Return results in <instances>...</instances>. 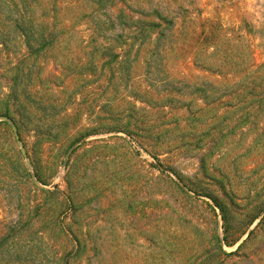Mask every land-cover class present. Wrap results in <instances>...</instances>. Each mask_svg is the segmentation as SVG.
I'll list each match as a JSON object with an SVG mask.
<instances>
[{
    "label": "rangeland",
    "instance_id": "rangeland-1",
    "mask_svg": "<svg viewBox=\"0 0 264 264\" xmlns=\"http://www.w3.org/2000/svg\"><path fill=\"white\" fill-rule=\"evenodd\" d=\"M56 2L67 32L38 58L0 39V116L31 157L0 119V264H264V101L243 87L264 78V0H113L161 23L127 42Z\"/></svg>",
    "mask_w": 264,
    "mask_h": 264
},
{
    "label": "trees",
    "instance_id": "trees-1",
    "mask_svg": "<svg viewBox=\"0 0 264 264\" xmlns=\"http://www.w3.org/2000/svg\"><path fill=\"white\" fill-rule=\"evenodd\" d=\"M49 1L53 0H0V39L6 37H12L13 40L22 39L28 49V53L24 55V58L27 60L34 56L38 58L40 55L50 49L52 45H54L56 40L60 38L61 34L67 32L66 27H64L65 30L63 31L57 29V26L59 25V18L61 17L60 3L56 2L55 4L53 3L51 5ZM87 1L90 2L92 8L91 11L85 14L83 17H88V21L93 22L94 26L92 38L94 39L96 37L109 36L114 41L120 42H123V40L126 42L134 39L140 40L145 34H147V30L149 31L161 26L160 22L153 21L152 19H133L132 17H129L127 14H125L124 11H121L116 18H112L110 12H108V7L113 3V0ZM40 9L42 10L41 13H39ZM145 15L156 16L160 20L164 21L168 28H171L173 24V19L159 9H153V11L145 13ZM3 27H5L7 30L5 31ZM118 27H121L122 30L120 32H114ZM8 40L12 39L10 38ZM2 43L0 42V44ZM99 50L104 52L113 51L111 47H103ZM19 67L20 66L16 65L15 69H19ZM235 85L237 84L235 83ZM243 87H245L244 89H248V94H250L252 99L259 98L260 100L264 101V78L262 79V82L258 84L253 81ZM228 88L234 89L235 86L233 85ZM240 90H242V88ZM16 104L18 105L17 109L15 108L17 112L18 109H22L18 107L23 105L19 102ZM52 106L53 110L57 108L56 105ZM232 108L235 107L232 106ZM44 110H46V108ZM4 114L10 116V111L7 109ZM250 114L251 113H248L247 115ZM222 116L224 121L231 117L230 113L228 112L224 113ZM34 124L36 127V136L42 137V139L51 136L50 132L56 127H53L47 122H35ZM17 125L19 132L20 127H25V125L18 123ZM217 128L218 125L211 126L209 132L212 131V133L215 134L214 131ZM126 132L128 134L132 133L129 129ZM207 134L211 135V132ZM76 140H74V142ZM31 166L36 173L37 180L40 183L47 184V175H43V173L35 167V161H32V159ZM47 193L50 194L51 191L47 190ZM209 197L213 199L216 206L221 208L223 211V207H221L217 197L215 195H209ZM215 238L218 240V243H222V241L225 243L227 242L226 237L221 240L220 236L216 235Z\"/></svg>",
    "mask_w": 264,
    "mask_h": 264
},
{
    "label": "water",
    "instance_id": "water-1",
    "mask_svg": "<svg viewBox=\"0 0 264 264\" xmlns=\"http://www.w3.org/2000/svg\"><path fill=\"white\" fill-rule=\"evenodd\" d=\"M0 119L1 120H5V121H8L9 123H11L12 125V128H13V132H14V135H15V138H16V141L17 143L21 146V149H22V152H23V155L27 161V164L30 165V161H29V157H28V153L22 143V139H21V136H20V133H19V129H18V126L17 124L13 121V119H11L10 117L8 116H0ZM73 150V148H71L67 154V156L70 155L71 151ZM36 180V179H35Z\"/></svg>",
    "mask_w": 264,
    "mask_h": 264
}]
</instances>
